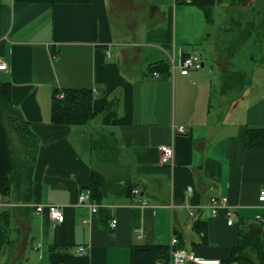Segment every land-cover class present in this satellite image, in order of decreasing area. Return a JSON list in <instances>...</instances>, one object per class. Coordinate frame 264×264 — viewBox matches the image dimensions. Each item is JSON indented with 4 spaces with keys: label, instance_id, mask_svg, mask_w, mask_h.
Instances as JSON below:
<instances>
[{
    "label": "crops",
    "instance_id": "obj_1",
    "mask_svg": "<svg viewBox=\"0 0 264 264\" xmlns=\"http://www.w3.org/2000/svg\"><path fill=\"white\" fill-rule=\"evenodd\" d=\"M215 1L213 16L233 9L227 22L238 24L230 40L228 28L209 35L204 12L190 0H0V58L8 66L0 84L9 83L13 106L38 138L30 201L0 194V213L8 214L0 264H130L133 247L167 246L172 234L219 264H227L241 230L264 245V220L255 219L264 217L257 200L264 185V39L244 28L247 16L257 21L264 10L255 0ZM206 41L222 56L217 79L197 52ZM189 53L199 54L203 68L181 74ZM65 88L91 90L96 116L89 124L52 121L53 91ZM92 126L96 137L89 139ZM102 138L106 148L93 149ZM161 145L173 147L168 162ZM109 156L133 188L109 192L100 201L108 207L91 212L77 197L90 187L94 167L114 176L112 163H104ZM211 196L227 198L231 224L224 209L212 215ZM37 203L61 205L63 222L35 214ZM260 246L243 248L231 263L264 264Z\"/></svg>",
    "mask_w": 264,
    "mask_h": 264
},
{
    "label": "trees",
    "instance_id": "obj_2",
    "mask_svg": "<svg viewBox=\"0 0 264 264\" xmlns=\"http://www.w3.org/2000/svg\"><path fill=\"white\" fill-rule=\"evenodd\" d=\"M202 9L205 15V21L208 27L214 25L213 8L215 0H190ZM260 17L244 22L245 31L264 39V12L259 13ZM63 92V97L58 98L57 94ZM91 90L87 88H65L61 91L55 89L52 95L51 103V119L55 123L85 124L95 118L92 110ZM104 116V115H103ZM102 116V118H104ZM107 139V138H106ZM106 139L102 138L93 144V149L99 151L101 145L103 148ZM101 144V145H99ZM111 150L114 152L117 146L111 141ZM38 138L32 132L27 120H25L21 112L13 106L10 99L9 83L0 84V194L20 197L23 202H29L31 196V172L35 162L37 153ZM104 163H112V172L114 176L107 177L96 167L91 173L90 189L94 199L101 201L109 192L116 194H129L132 190V184L125 177L123 171H118V160L112 161L109 156ZM119 175L120 178L115 176ZM124 177V179L122 178ZM8 229L7 212L0 213V243L6 241ZM257 234L258 232H252ZM240 241L236 248L232 249L227 264L237 261L241 250L249 245H261L262 242H252V236L240 231ZM179 246H182L179 244ZM261 248H264V245ZM264 252V250H263ZM261 253V252H260ZM162 264H168L169 246L160 245H139L131 249L130 264H156L158 259H162ZM232 262V263H231ZM262 263V261H260Z\"/></svg>",
    "mask_w": 264,
    "mask_h": 264
},
{
    "label": "built area",
    "instance_id": "obj_3",
    "mask_svg": "<svg viewBox=\"0 0 264 264\" xmlns=\"http://www.w3.org/2000/svg\"><path fill=\"white\" fill-rule=\"evenodd\" d=\"M189 1V0H188ZM203 66V62L199 54L189 53L184 56L181 60V63L178 67V70L181 74H188L190 71L200 69ZM7 63L0 58V71L7 70ZM58 98L63 97V92L57 94ZM177 130L182 132L184 131L183 126H178ZM161 152V160L163 162H168L173 158L174 151L171 145H161L159 147ZM191 190V187L188 188ZM1 197V196H0ZM257 200L259 204H264V185L259 188L257 194ZM77 204L80 206L87 207L91 212H97L101 207H108V205H103L102 202L94 199L92 191L89 187L82 188L79 191L77 197ZM34 213L40 214L46 212L48 216L53 219L55 222L61 223L64 220V210L63 207L59 204H41L37 203L33 205ZM209 208L211 209L212 215L216 216L219 209H224L227 216V223L231 224L233 222L234 210L227 205V198L225 196H211L209 198ZM256 220H264L263 215L256 214ZM117 220L115 217H111L109 220V226L114 228L116 226ZM169 259L168 264H185L187 262H193L195 264H219L220 261L218 258H208L197 255L193 249H189L184 246L178 245V239L173 234L169 240ZM78 253L86 252L84 246H79L77 248ZM158 264H161L159 262Z\"/></svg>",
    "mask_w": 264,
    "mask_h": 264
},
{
    "label": "rangeland",
    "instance_id": "obj_4",
    "mask_svg": "<svg viewBox=\"0 0 264 264\" xmlns=\"http://www.w3.org/2000/svg\"><path fill=\"white\" fill-rule=\"evenodd\" d=\"M121 2H123V1H121ZM134 3L135 2H132V4H134ZM253 5H255V7H257V8L263 7V10H264V2L262 3L261 0H255ZM128 7H133V5H130V3L128 2ZM224 9H226V10L223 11L222 13H218V9L216 11H214V16H213L214 17V25L211 27L212 29H210L209 35H214L216 33V31H217V33H219L218 29L216 30V28H218V27H223L224 29L228 28L225 31L226 33L224 34V37L226 35L227 39L230 40L231 37L236 36V24H238V23H235L234 25H230L231 23H228L227 19H230L233 16V9H232V7H224ZM246 19L247 20H244V22L248 23L250 20L249 17L247 16ZM197 52L200 53L203 57H206V59L204 60V63H205L204 69H206L207 71H210V73L214 76V79H217L218 75L220 73V66L217 65L216 62L218 60H216V59L217 58L222 59V56L220 55V51L218 50V48L211 43H207V41H206L202 44V46H200L198 48ZM245 53H246V50L240 51V55H241L240 57L243 60H244ZM87 124H89V123L87 122L86 125ZM77 128H86V127L77 126ZM94 130H95V128H93V126L91 127V129L88 128V131L90 132V134L88 136L89 139L96 137V135H94V133H95ZM77 135H79V134H77ZM246 252H249V251L246 250ZM18 264H20V262Z\"/></svg>",
    "mask_w": 264,
    "mask_h": 264
}]
</instances>
